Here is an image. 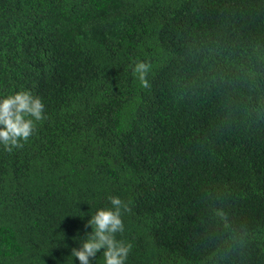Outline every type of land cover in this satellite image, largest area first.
Listing matches in <instances>:
<instances>
[{"label": "trees", "instance_id": "trees-1", "mask_svg": "<svg viewBox=\"0 0 264 264\" xmlns=\"http://www.w3.org/2000/svg\"><path fill=\"white\" fill-rule=\"evenodd\" d=\"M44 1L0 0V95L45 105L0 146V264H71L108 194L126 264H264V0Z\"/></svg>", "mask_w": 264, "mask_h": 264}, {"label": "clouds", "instance_id": "clouds-1", "mask_svg": "<svg viewBox=\"0 0 264 264\" xmlns=\"http://www.w3.org/2000/svg\"><path fill=\"white\" fill-rule=\"evenodd\" d=\"M151 70L148 60L137 59L131 65L132 74L144 88L149 86L147 77ZM44 108L42 99L27 89L0 95V146L8 152L21 147L35 132L37 122L45 118ZM106 199L107 205L96 207L89 214L86 226L91 230L82 237H73L78 246L71 249V264L73 257L79 264H92L97 253H101L103 264H126L132 243L119 239L118 234L124 231L123 215L129 204L120 195L108 194ZM216 215L227 227L225 214L217 210Z\"/></svg>", "mask_w": 264, "mask_h": 264}]
</instances>
